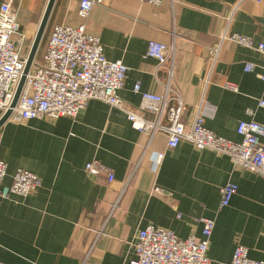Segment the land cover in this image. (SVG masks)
<instances>
[{"label":"crops","instance_id":"crops-1","mask_svg":"<svg viewBox=\"0 0 264 264\" xmlns=\"http://www.w3.org/2000/svg\"><path fill=\"white\" fill-rule=\"evenodd\" d=\"M48 1H12L27 52ZM235 2L162 0L151 6L104 0L91 10L85 26L99 38L105 59L127 68L118 96L131 109L140 103L136 83L141 92L158 95L168 88L174 98L170 105L180 101L183 106L182 124L189 126L199 110L206 129L239 143L240 121L264 126V110L257 107L258 99L264 100L263 58L223 42L210 70L208 51L224 33L264 44V1H245L237 9ZM80 22L77 0H55L34 61L43 63L55 25ZM149 41L171 48L163 65L146 56ZM247 63L254 65L252 72L244 70ZM228 83L237 92L226 89ZM166 140L164 132L151 138L138 132L122 112L95 100L75 118L5 122L0 127V161L7 166L3 185L11 184L17 169L35 175L41 185L26 198L0 200V263L128 264L140 230L152 226L179 239H199V218L214 222L210 264H229L237 245L247 249L249 259L264 261V179L187 142L168 149ZM158 153L163 158L154 168ZM91 161L110 170L113 182L86 173ZM227 183L237 192L220 208V189Z\"/></svg>","mask_w":264,"mask_h":264},{"label":"built area","instance_id":"built-area-1","mask_svg":"<svg viewBox=\"0 0 264 264\" xmlns=\"http://www.w3.org/2000/svg\"><path fill=\"white\" fill-rule=\"evenodd\" d=\"M13 0H3L0 5V116L9 109L16 87L25 67L27 53L25 35L12 9ZM104 0H77V25H55L50 33L43 63L33 62L25 77L23 87L15 107L7 121L25 122L32 119L56 120L61 117L75 118L85 109L89 101L95 100L122 112L131 126L150 138L156 133L167 135L168 149L176 148L181 142L191 144L196 150H208L229 159L235 169L254 173L264 179V126L254 120L240 121L236 128L241 138L234 143L218 137L204 127L205 115L197 111L189 126L181 123L183 106L180 101L171 106L170 91L161 95L140 91L139 83L133 91L140 95V103L131 109L118 96L126 79L127 68L120 62L105 59L100 40L87 32L85 21L91 10ZM140 4L158 6L162 0H136ZM245 1L261 4L264 0H236L237 9ZM223 42H229L259 52L263 58L259 78L264 82V44L254 45L249 37L224 33L219 43L209 51L210 70L215 65ZM171 51L167 45L149 41L146 56L163 65ZM252 72L254 65L247 63L244 69ZM225 88L237 92L231 83ZM257 107L264 110V100L258 99ZM250 116L251 112L247 111ZM166 122V126L162 123ZM163 154L153 158L154 168L161 163ZM84 170L91 176H104L107 184L114 180L113 173L97 161L85 164ZM7 166L0 161V200L11 195L26 198L41 185L40 179L28 171L17 169L10 185H3ZM154 192H160L155 189ZM237 187L227 183L220 189L219 207L229 205ZM201 237L179 239L173 232L148 226L140 230L132 244L134 258L128 264H210L207 257L209 240L214 222L199 218ZM2 264V263H0ZM229 264H264L248 258L245 247L234 248Z\"/></svg>","mask_w":264,"mask_h":264},{"label":"water","instance_id":"water-1","mask_svg":"<svg viewBox=\"0 0 264 264\" xmlns=\"http://www.w3.org/2000/svg\"><path fill=\"white\" fill-rule=\"evenodd\" d=\"M54 2H55V0H49L48 1V4L46 6L44 15H43L41 23H40V26H39L38 31L36 33L35 39H34V41L32 43L31 49L29 50V52L27 54L26 61H25V67H24V70H23V74H22V76L20 78V81H19L17 87H16V90H15L11 105H10L9 109H7L0 116V127L5 122H7L8 118H9V116L11 114V110L15 107V105L17 103L18 97L20 95L21 89H22L24 81H25V77L28 74V72H29L34 60H35L36 52H37V49L39 47V44H40L42 35L44 33L46 24L48 22V19H49V16H50V13H51V10H52Z\"/></svg>","mask_w":264,"mask_h":264},{"label":"rangeland","instance_id":"rangeland-1","mask_svg":"<svg viewBox=\"0 0 264 264\" xmlns=\"http://www.w3.org/2000/svg\"><path fill=\"white\" fill-rule=\"evenodd\" d=\"M23 53H27V47L25 46L22 50Z\"/></svg>","mask_w":264,"mask_h":264}]
</instances>
